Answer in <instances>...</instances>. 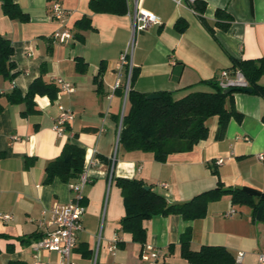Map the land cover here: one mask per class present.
<instances>
[{"label":"crops","instance_id":"obj_1","mask_svg":"<svg viewBox=\"0 0 264 264\" xmlns=\"http://www.w3.org/2000/svg\"><path fill=\"white\" fill-rule=\"evenodd\" d=\"M13 1L28 21L11 20L0 4V36L11 42L15 65L11 80L0 76V93L16 89L24 96L38 78L56 88L54 79L60 78L73 91L58 90L53 99L36 95L33 110L27 114L25 103L10 104L1 99L0 214L11 219H0V264H35L30 245L43 233L40 224L54 205L71 200L69 184L57 178L44 183L46 165L68 142L84 149V166L93 157L98 160L88 167L91 181L83 190L85 213L72 253L74 262L142 264L140 257L150 246L167 253L155 264H187L180 257L179 240L190 229L191 250L224 247L235 259L243 253L239 264H257L258 254L264 253V223L251 222L248 207L232 205L230 197L223 196L209 203L205 217L199 220L153 216L142 221L145 241L141 244L121 230L126 210L115 179L141 180L170 204L186 202L215 188L218 181L225 187L264 193V162L256 159L264 151V95L232 94L233 107L242 119L229 121L222 140L215 138L218 118L211 117L206 122L205 140L189 152L169 155L165 162L156 161L148 152H126L118 146L119 124L126 110L125 91L115 87V80L120 75L122 85L126 83V67L120 68V55L130 45L134 1L125 0L123 15L94 13L90 0ZM54 1L67 12L65 24L72 38L64 43L52 38L61 29L48 14ZM196 1L204 4L202 14L171 0H139V7L155 15L159 25L132 36L129 61L137 71L133 90L148 95L171 92L174 99H180L191 92L209 91L202 82L218 79L221 71L231 68L232 59H264V0ZM217 10L231 17L227 30L216 26ZM200 17L212 33L202 26ZM179 20L186 25L183 32L175 28ZM77 59L86 64L82 72L76 68ZM100 67L103 70L97 90L93 80ZM259 84L264 85V76ZM59 107L73 114L62 137L53 130ZM38 260L41 264H59L60 258L55 252L42 250Z\"/></svg>","mask_w":264,"mask_h":264},{"label":"trees","instance_id":"obj_2","mask_svg":"<svg viewBox=\"0 0 264 264\" xmlns=\"http://www.w3.org/2000/svg\"><path fill=\"white\" fill-rule=\"evenodd\" d=\"M1 9L5 16L11 20L20 22L28 21L13 0H0ZM89 8L94 13H109L123 15L126 13L125 0H90ZM192 10L198 14L203 13L204 4L198 1L192 5ZM216 26L221 30H227L231 17L223 10L216 12ZM202 26L212 33V29L203 17L199 18ZM185 23L177 21L175 28L178 32L185 30ZM13 47L11 42L0 36V76L7 80L14 77L12 71L15 68L13 61ZM86 64L77 59L76 68L82 72ZM103 67L99 68L98 75L93 82L100 88L98 76ZM229 76L240 73L247 83L252 94L264 95V85L259 81L264 76V59L237 60L232 59V66L225 70ZM126 75L128 67H126ZM137 75L136 69L131 68L129 89L126 96V110L123 113L122 125L118 138V146L126 152L141 151L151 153L158 162H165L167 157L174 153L189 152L200 141L208 137L206 122L211 117L218 118V128L215 138L222 140L226 128L231 119L240 122L242 115L235 111L232 103V94H224L219 86V80L213 78L202 82L209 91H195L183 98L174 99L171 92H159L158 99L148 100V94L140 93L132 88V83ZM120 89L124 90L125 85ZM58 92L52 84H47L36 79L29 86L27 93H21L13 89L10 93H0V113L3 110L1 99L5 98L10 104L25 103L24 114L33 110V98L36 95L48 96L53 99ZM230 101V107L226 103ZM264 122V115L262 117ZM68 129L66 126L65 130ZM85 151L80 146L68 142L60 155L49 162L45 167L44 183L49 184L54 179L64 183L74 182L83 171ZM213 174L217 175L213 170ZM121 190L126 210L125 217L120 221L121 230L131 234L133 241L144 244L145 230L142 221L153 216L179 215L185 221H195L205 217L207 206L223 196H229L232 205L246 206L251 211V222L264 223V193L251 188L225 187L220 181L215 188L202 192L183 203L170 204L166 199L154 191L153 187L145 189L146 185L137 179H115ZM192 231L187 229L181 234L179 240L180 257L187 264H239L233 255L224 247L202 246L199 250L190 249ZM39 237H34L37 240ZM171 252V246L168 248ZM9 264H22L11 262Z\"/></svg>","mask_w":264,"mask_h":264},{"label":"built area","instance_id":"obj_3","mask_svg":"<svg viewBox=\"0 0 264 264\" xmlns=\"http://www.w3.org/2000/svg\"><path fill=\"white\" fill-rule=\"evenodd\" d=\"M134 1L135 14L133 17L132 36L138 32L147 31L149 28L159 25L158 18L145 12L139 7V0ZM175 5L188 4L190 7L195 3L196 0H171ZM50 19L56 21L61 25V29L56 30L52 34V38L58 43H64L65 41L72 38V34L69 28L66 27L65 19L67 12L61 6L58 1H54L50 4L48 9ZM130 51V45L126 48L124 53L120 55V68L128 67V73L125 83V98L129 89V80L132 64L128 59ZM219 86L222 89L227 88H248L246 81L240 73H236L234 76H229L226 71H221L219 76ZM55 85L61 92L71 93L73 91L70 84L60 78L54 79ZM122 85L120 81V75L116 77L115 87L119 88ZM60 114L53 125V130L58 137H62L65 134L66 126L73 121V114L65 110L63 107H59ZM122 117L119 124L118 138L122 125ZM256 159L260 162H264V151L256 155ZM222 161L219 160L217 163L220 164ZM98 160L93 157L91 158L87 166L83 167V171L78 178L69 183V189L71 192V200L64 205H54L46 214L47 218L40 225L42 228V235L37 240L33 241L30 245L35 259V264H41L38 260L39 253L42 250L55 252L59 255V264H78L72 260V253L76 247L77 236L82 231V218L85 213V207L83 204V190L87 184L90 183L91 179L88 173V167L96 165ZM163 187L165 185L163 184ZM229 214H232L230 212ZM2 221H9L11 217L9 215H1ZM167 253L161 249H156L150 246L145 248L140 259L142 264H155L158 261L164 259ZM243 257V253H238L236 262L240 263ZM257 264H264V253H259L257 256Z\"/></svg>","mask_w":264,"mask_h":264},{"label":"water","instance_id":"obj_4","mask_svg":"<svg viewBox=\"0 0 264 264\" xmlns=\"http://www.w3.org/2000/svg\"><path fill=\"white\" fill-rule=\"evenodd\" d=\"M236 91H240L243 93H252V90L250 88H227V89H224L223 93L228 94V93L236 92ZM158 98H159V95L157 93L149 94L146 96V99H148V100H154V99H158ZM125 100H126V98H125ZM145 189L148 190L149 187H145Z\"/></svg>","mask_w":264,"mask_h":264},{"label":"rangeland","instance_id":"obj_5","mask_svg":"<svg viewBox=\"0 0 264 264\" xmlns=\"http://www.w3.org/2000/svg\"><path fill=\"white\" fill-rule=\"evenodd\" d=\"M130 51H132V48H133V37H132V35H131V37H130ZM130 51H129V55H128V59H130Z\"/></svg>","mask_w":264,"mask_h":264}]
</instances>
